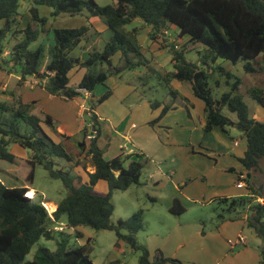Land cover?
I'll list each match as a JSON object with an SVG mask.
<instances>
[{"label": "trees", "instance_id": "obj_1", "mask_svg": "<svg viewBox=\"0 0 264 264\" xmlns=\"http://www.w3.org/2000/svg\"><path fill=\"white\" fill-rule=\"evenodd\" d=\"M19 6L20 0H0V21H3L0 27V70L19 75L18 87L33 77L48 94L64 100L79 99L85 92L95 96L96 87L102 85L105 91L95 98L101 104L112 95V90L105 86L109 77L150 63L138 40L140 27L126 28L133 21L149 28L151 39L171 26L177 28L179 38L188 39V46L181 49L176 44L168 45L173 70L165 72L161 78L167 84L173 80L189 84L193 95L204 105V133L215 127L227 132V127L231 126L244 135L246 150L239 162L245 171L248 196H222L215 200L224 205L228 220L242 219L246 215L245 224L259 239L256 245L259 264H264V200H257L259 193L251 183L252 173L261 170L260 162L264 159V122L249 116L248 107L239 93L240 80L216 65L218 59L236 63L240 59H255L264 52V0H113L105 5H99L95 0H33L24 15L19 13ZM38 6L52 8V17L83 16L86 23L77 28H54L52 43L31 50L29 45L45 31L48 21L47 16L40 15ZM94 18L107 26L110 37L101 49L93 46L84 57L73 56L76 48L85 50L92 35L101 33L92 24ZM8 35L13 44L5 55ZM196 45L202 46V51H196L198 63L186 57ZM115 55L118 56L117 66L111 62ZM43 59H46L45 63ZM83 68L85 72L79 83L70 86L72 72ZM245 69L255 71L250 63ZM215 71L226 75L230 87L218 99L213 98L209 85ZM250 94L264 110V90L254 87ZM34 104L22 102L13 92L9 102L0 101V161L16 163V156L8 150L10 144H17L30 154L25 185L9 186L0 180V264H94L90 257V238L84 244L68 247L65 230L71 229L76 238H81L83 234L77 230L81 226L96 231H114L119 240L140 251L138 264L178 263L162 254L150 258L148 248L137 241V233L146 228L141 211L115 223L111 220L113 192L138 184L147 163L144 155L121 153L106 159L97 143L101 128L94 113L95 105L89 104V133L88 125H85L82 140L77 142L79 150L73 156L67 148L71 136L61 131L49 114H33L31 108ZM149 104L151 108L162 105L159 101ZM171 108L173 106L164 104L150 125L157 123ZM223 109L235 114L236 120L224 114ZM80 157L88 160L94 169L87 172V180L73 172L78 166L85 169L79 164ZM36 165L42 166L52 179L61 180L67 189V194L51 215L43 200L27 193L32 188ZM242 171L239 175L243 174ZM100 180L107 183L106 192L94 189ZM185 210L177 198L172 200L168 209L174 216L182 215ZM63 218L64 229L54 231L52 225ZM219 218L224 220L223 215ZM41 238L55 240L56 250L38 247L33 259L23 263L32 246Z\"/></svg>", "mask_w": 264, "mask_h": 264}, {"label": "rangeland", "instance_id": "obj_2", "mask_svg": "<svg viewBox=\"0 0 264 264\" xmlns=\"http://www.w3.org/2000/svg\"><path fill=\"white\" fill-rule=\"evenodd\" d=\"M95 1L99 5L113 2V0ZM32 3L33 0H20L19 13L23 15L28 13L27 10ZM38 10L40 15L48 17V21L44 26L45 31L40 32L38 39L29 45L31 50L41 45L45 48L52 43L54 28H77L86 23L83 16L52 17L50 16L52 8L38 6ZM91 21L94 25L93 19ZM2 23L3 21H0V27ZM135 27H140L138 40L142 45L144 56L150 63L132 70H123L119 76L109 77L105 86L112 90V95L101 104H98L95 99L91 101L86 94L83 100L85 106L71 124V130L74 128L73 125L77 126L79 122L83 123V127L87 124L88 134L89 104H94L97 113L104 121L101 144L105 147V156L113 158L121 154L123 149H127L133 153L142 154L147 159L138 184H133L123 191L113 192L112 222L115 223L118 219L128 218L141 211L146 228L137 233V241L145 245L156 258L159 254L175 258L178 263L174 264H259V254L256 249V243L259 240L255 238L252 230L241 221L228 220L229 214L224 205L216 200L211 201L219 197L220 191L237 182L236 172L224 170V167L227 168L228 160L231 162L233 160L221 158L215 163L208 157L214 158L211 153L199 148V144L204 143L206 139L209 142L206 144L212 145V138H206L200 127L202 116L204 117L202 102L193 96L187 82L173 80L167 84L161 78L162 74L173 70L168 45L176 44L178 49H181L188 46V39L179 38L178 30L174 26L162 34L155 35L153 39L149 36V30L139 21H133L126 26L128 30ZM38 28L42 30L41 26ZM91 33H94L93 30ZM110 35V30L92 35L87 48L85 50L76 48L72 55L82 58L93 46L101 49ZM12 44L13 40L8 35L5 55ZM197 46H193V50L186 55L188 60L195 63H198L199 58L196 51H202V46ZM42 62L45 63L46 59ZM111 62L113 66H117L118 56H113ZM247 63H250L255 71H247L245 69ZM216 65H220L223 70L231 72L240 80L239 93L248 107L249 116L264 122V110L250 94V90L254 87L264 90V52L255 59H240L236 63L218 59ZM83 72H85L84 68L72 72L69 85L76 86ZM4 76L0 72V101L9 102L13 92L16 97L21 98L22 102L31 103L29 98L38 90L32 91L29 88L18 87L13 80L5 82L2 80ZM232 81L233 79L230 80ZM226 82V75L219 71H215L210 77L209 85L214 99H218L222 93L230 90ZM105 89L104 86L98 85L94 92L95 98ZM153 101H159L162 105L151 108L149 102ZM38 102L42 104L44 99L40 98ZM164 104L174 108L168 110L158 123H155L156 125H150L159 116ZM42 109V105L34 104L31 112L41 116ZM223 113L232 120H236L235 114L226 109H223ZM132 123L136 126L131 129ZM60 124L63 126L62 123ZM111 126L121 130L127 138L111 136ZM227 130V134L232 139L242 136L236 128L230 126ZM81 135L83 136V133ZM67 143V148L74 156L79 150L76 141L69 140ZM119 145L123 147L122 150ZM8 150L17 157H22L24 153V150L15 144H10ZM218 150L221 152L222 149ZM79 164L85 167V169L80 166L77 168L87 179L89 161L80 157ZM0 168L6 172L10 169L12 174L21 178L17 183L19 185L23 183V178L29 169L26 165L17 167L16 164L5 161H0ZM6 172H0V178L8 176ZM174 183L179 185V189L175 188ZM31 187L28 194L31 192L29 195L43 200L50 215L54 211L51 205L57 204L67 194V189L61 180L49 177L44 168L39 165L35 166ZM172 196L179 198L186 209V212L180 216H174L168 212V202ZM195 198L198 201L192 200ZM219 215H223L224 220H221ZM64 220L65 218L63 221L54 223L52 228L59 226L60 223L64 224ZM78 231L83 234L81 238H76L71 229L65 230L64 233L68 235V247L84 244L87 238H90L92 246L90 257L94 264H138L140 251L132 249L124 241L119 240L114 231H96L87 226L79 227ZM238 232H242L247 237L245 245H234L238 243L237 240L235 241V234ZM229 239L231 242L228 241ZM38 247L55 251L57 246L55 240L41 238L32 246L23 263L33 259Z\"/></svg>", "mask_w": 264, "mask_h": 264}, {"label": "crops", "instance_id": "obj_3", "mask_svg": "<svg viewBox=\"0 0 264 264\" xmlns=\"http://www.w3.org/2000/svg\"><path fill=\"white\" fill-rule=\"evenodd\" d=\"M93 23H94L95 29L98 32L102 33L103 31L108 30L107 26L102 21H99L96 18L93 19ZM147 30H149V28H147ZM0 72H2L5 75L3 77V79H2L3 81L8 82L9 80H13L14 83L17 84V81L19 80V75L13 74V73L6 74L2 70H0ZM83 74H84V72H83ZM80 79H79V81H80ZM31 80H32V78L29 81H31ZM22 87L23 88H29L32 91L38 90L36 92V94L32 93V97H30L29 100L31 102H34L35 104L42 105L43 106L42 112H44L46 114H49L56 121V124L58 125L59 129L61 131H63V132H66L67 134H69L71 136V138H70L71 141H76V143L78 141H80V138L82 136L81 134H82V129H83V123L79 122V123H77V126L73 125V127H74L73 130H71L72 129L71 128V124H72V121L73 120L75 121V118L77 116H79L81 114V112H82L81 109H82V105L84 104L83 100L85 99L84 97L86 96V93L84 94L83 97H81L79 99L64 100V99H62L60 97L52 96V95L48 94L46 92V90L42 86H38V85L30 86L29 84L26 83ZM3 88L5 89V85H4ZM99 96H97V97H99ZM40 98L44 99V103L40 104L38 102L40 100ZM26 99L28 100V98H26ZM89 99L92 101V100L95 99V96L89 95ZM203 110H204V105H203ZM94 113L97 116V119H98V122H99L100 128H101V134H100V136H99V138L97 140L98 146L104 151V157L106 159H110V158H107V156H105V147H102L103 145L101 144V142H102L103 125H104L103 122L104 121H103L102 117L97 113L96 107L94 109ZM60 123H62L63 126H61ZM200 123H201L200 127L203 130V116H202V120H201ZM85 125H87V124H85ZM120 125L122 126V124H120ZM135 126L136 125L134 123H132L130 128L131 129L135 128ZM122 127H124V126H122ZM233 128H235V127H233ZM111 136L127 138L126 135L122 134L121 130H119L118 128H115V127L112 128V126H111ZM205 136H206V138H209V137L212 138L211 139L212 145L211 146L207 145L206 143H209V142H207V139H206L204 143L199 144V148L203 149L204 151L205 150L208 151V153H211L214 158H212L210 156H208V157H209V159H213L215 163H217L221 158H224V159L228 158L230 160H233V162L228 160V162L226 163L227 168L224 167V170L225 171L227 170V171H230V172H236V175H237V182L234 183L232 186L227 187V189H225L223 191H220L221 194H219V197H222V196L229 197V198L230 197H247L248 196V191L246 189V186L242 187V188H238L237 185H236L238 183V181H240V176H243V177L245 176V171H242V166H241V164L239 162V159L243 156V154H244V152L246 150V140H245L244 135L242 134V136H240V137H238L236 139H232V137L230 135H228L227 132H223L221 129L215 127L209 133H205ZM52 137L56 141H59V139L57 137H55L54 135H52ZM15 145H17V144H15ZM120 148L122 150L123 147L120 146ZM219 148L222 149L221 152H219V150H218ZM122 153H123V155L135 154V153L131 152V150H127V149H123ZM29 156H30V154H29L28 150H24L23 156L22 157H17L16 156V163H10V164H16L17 167L21 166V165L22 166L26 165L27 167H29V164L27 163V160L29 159ZM235 162H236V164H235ZM260 168H261L260 171L252 173V175H251V183H252L255 191H257L259 193V196H258L257 200L260 199V202H261V201L264 200V159L261 160V162H260ZM87 170H88L87 172L91 173V172H93L94 169L90 166L89 168H87ZM241 171L243 172V174L239 175V173H241ZM0 172H6V171L0 168ZM73 172L75 174L78 173V174H81L83 176V174L81 173V171H79V169L77 167L73 169ZM6 173H8V176H5L4 177L5 179L4 178H0V180L2 182H4L5 184H7L9 186H13V185H15V186H23V185H25L24 178H23V183L21 185L17 184L18 181L21 180V178H18V176L16 174H12L10 169ZM83 179L87 180V179L84 178V176H83ZM183 180H185V178ZM174 186H175L176 189H179V185L178 184L174 183ZM94 189L96 191H99V192H106L108 190V185H107V183L105 181L100 180V181H98L95 184ZM216 193H218V192H216ZM175 198H177V197L176 196H172L170 202H168L169 207L171 205L172 200L175 199ZM215 198H217V197H215ZM215 198H213V200H211V201H214ZM192 200L193 201H198L196 198L192 199ZM51 206H53L52 210H55L57 204L54 203ZM185 212H186V210H185ZM245 217H246V215H244L242 217V219H237V220H233V221H241V222H243L245 224V221H244ZM78 228H77V230H78ZM252 232H253V230H252ZM202 233H203V231H202ZM235 235H236L235 236L236 239L234 238L235 241L238 240V238L240 236H242L244 238V240H245L244 244L239 243V242L238 243H234L233 242L235 246L237 244L245 245L247 243V237L245 235H243L242 232H238ZM253 235L255 236L254 232H253ZM255 238H257V237L255 236ZM228 241L231 242L230 239ZM258 243H259V241H258ZM258 243H256V244H258ZM149 252H150V250H149ZM153 257H154V254L152 255L151 252H150V258H153ZM166 258H172V257H166ZM173 259H175V258H173ZM164 264H174V263L165 262Z\"/></svg>", "mask_w": 264, "mask_h": 264}, {"label": "built area", "instance_id": "obj_4", "mask_svg": "<svg viewBox=\"0 0 264 264\" xmlns=\"http://www.w3.org/2000/svg\"><path fill=\"white\" fill-rule=\"evenodd\" d=\"M176 47H177V45H176ZM27 84H29L30 86L37 85V79H35V78L32 77V80L31 81H27ZM86 94L88 95V93H86ZM84 106L85 105L83 104L82 105V108H84ZM244 179H245V176L244 177L243 176H240V181H238V183L236 184L238 188H242V187H245L246 186V184L244 182ZM258 201H260V199ZM64 227H65V225L62 224V223H60L59 226H54L53 227V230L54 231H62L64 229ZM237 241L239 243H242V244H244V242H245V240H244V238L242 236H240Z\"/></svg>", "mask_w": 264, "mask_h": 264}]
</instances>
